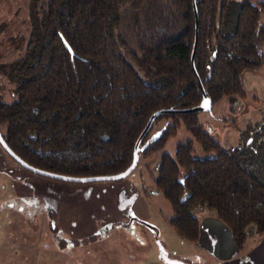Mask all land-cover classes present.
Returning <instances> with one entry per match:
<instances>
[{
  "label": "trees",
  "instance_id": "trees-1",
  "mask_svg": "<svg viewBox=\"0 0 264 264\" xmlns=\"http://www.w3.org/2000/svg\"><path fill=\"white\" fill-rule=\"evenodd\" d=\"M116 1L28 0L24 51L0 64L14 96L6 102L0 94L4 142L40 170L110 176L131 165L151 116L138 147L139 153L148 143L144 158L161 151L184 125L193 140L161 155L154 180L170 204L169 223L180 238L198 242L201 221L191 211L206 204L229 229L235 248L243 249L248 224L264 233V140L251 154L227 151L203 128L199 112L156 114L202 100L191 65L193 0H144L139 18L127 26ZM195 3L194 65L211 106L223 97H244L243 71L264 66V0ZM163 117L171 124L150 136ZM193 141L215 155L194 157Z\"/></svg>",
  "mask_w": 264,
  "mask_h": 264
},
{
  "label": "rangeland",
  "instance_id": "rangeland-1",
  "mask_svg": "<svg viewBox=\"0 0 264 264\" xmlns=\"http://www.w3.org/2000/svg\"><path fill=\"white\" fill-rule=\"evenodd\" d=\"M143 1H116L123 26L139 18ZM233 1L239 6L242 0ZM28 3L0 0V64L24 51L30 32ZM133 30L137 34L136 24ZM139 63V69H146ZM242 84L244 97H223L199 112L198 119L222 149L251 154L264 140V66L244 70ZM12 91L13 84L0 73L4 101H12ZM171 122L169 117L155 121L150 136ZM190 140L193 137L181 125L176 136L148 158L142 156L148 145L143 143L126 176L92 182L31 172L0 146V264H170L162 251L183 264H264V233L257 231L256 223L247 225L244 247L237 250L229 229L215 220L206 204L191 211L202 222L198 242L175 234L169 223L170 204L154 180L161 155H173L177 145ZM192 155L206 158L215 153L193 141Z\"/></svg>",
  "mask_w": 264,
  "mask_h": 264
},
{
  "label": "water",
  "instance_id": "water-1",
  "mask_svg": "<svg viewBox=\"0 0 264 264\" xmlns=\"http://www.w3.org/2000/svg\"><path fill=\"white\" fill-rule=\"evenodd\" d=\"M196 0H193V9H194V13H195V40H194V46H193V50H192V54H191V65H192V69L194 74L196 75V79L202 94V100L200 102V104L196 107L190 108V109H185V110H161L159 112H157L156 114H166V113H191V112H202V111H207L210 109L211 107V102L209 100V98L207 97L205 90L202 86V83L197 75L196 69H195V65H194V55H195V50H196V46H197V40H198V16H197V12H196ZM155 115L151 116V118L149 119L147 125L145 126V128L143 129V131L141 132V134L139 135L137 141L135 142L134 145V149H133V160L131 165L123 172L116 174V175H110V176H95V177H69V176H64V175H59V174H55V173H50L48 171H44V170H40L37 168H34L30 165H28L27 163H25L23 160H21L17 155H15L10 148L6 145V143L3 140V137L0 133V145L3 148V150L10 156L12 157L16 162H18L20 165H22L24 168H26L27 170L37 173V174H41L44 176H48V177H52V178H56V179H61V180H66V181H76V182H92V181H104V180H116L119 178H122L124 176H126L127 174H129L135 167L136 162H137V155H138V147L140 145L141 140L144 138V136L146 135V133L149 131L150 129V125L153 121ZM162 257L164 260H166L168 263L170 264H183L179 261H174V260H169L166 256V254L162 251Z\"/></svg>",
  "mask_w": 264,
  "mask_h": 264
},
{
  "label": "crops",
  "instance_id": "crops-1",
  "mask_svg": "<svg viewBox=\"0 0 264 264\" xmlns=\"http://www.w3.org/2000/svg\"><path fill=\"white\" fill-rule=\"evenodd\" d=\"M214 218H215V216H213ZM215 220L216 221H218L216 218H215ZM219 222V221H218ZM221 223V222H220ZM201 229H202V222H201ZM202 231H203V229H202ZM202 234H203V232H202ZM200 237H201V231H200ZM200 239V238H199Z\"/></svg>",
  "mask_w": 264,
  "mask_h": 264
},
{
  "label": "flooded vegetation",
  "instance_id": "flooded-vegetation-1",
  "mask_svg": "<svg viewBox=\"0 0 264 264\" xmlns=\"http://www.w3.org/2000/svg\"><path fill=\"white\" fill-rule=\"evenodd\" d=\"M1 133V132H0ZM1 146V145H0ZM3 149V148H2ZM9 156V155H8ZM10 157V156H9ZM10 158H12V157H10ZM12 160H14L13 158H12ZM15 161V160H14ZM16 162V161H15ZM19 166H21V167H23L22 165H20L18 162H16ZM24 168V167H23ZM26 169V168H25ZM27 170V169H26Z\"/></svg>",
  "mask_w": 264,
  "mask_h": 264
}]
</instances>
